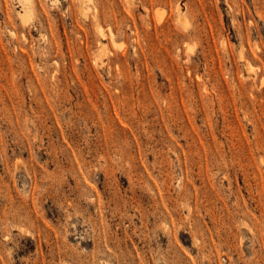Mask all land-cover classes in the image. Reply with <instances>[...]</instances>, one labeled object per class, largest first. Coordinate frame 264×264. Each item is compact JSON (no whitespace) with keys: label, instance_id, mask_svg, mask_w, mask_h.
Listing matches in <instances>:
<instances>
[{"label":"rangeland","instance_id":"obj_1","mask_svg":"<svg viewBox=\"0 0 264 264\" xmlns=\"http://www.w3.org/2000/svg\"><path fill=\"white\" fill-rule=\"evenodd\" d=\"M0 264H264V0H0Z\"/></svg>","mask_w":264,"mask_h":264}]
</instances>
